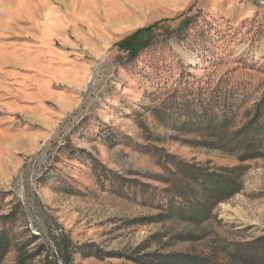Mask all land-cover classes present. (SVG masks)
Returning a JSON list of instances; mask_svg holds the SVG:
<instances>
[{
  "label": "rangeland",
  "instance_id": "rangeland-1",
  "mask_svg": "<svg viewBox=\"0 0 264 264\" xmlns=\"http://www.w3.org/2000/svg\"><path fill=\"white\" fill-rule=\"evenodd\" d=\"M152 26L136 58L116 46ZM203 101L234 112L217 137L177 127ZM261 107L264 0H0V218L15 236L3 264L33 236L27 253L49 251L29 264L56 256L55 238L74 264H236L232 246L264 235V150L242 162L217 146L263 126ZM18 132L34 145L17 149ZM180 161L237 169L242 191L200 223L172 217Z\"/></svg>",
  "mask_w": 264,
  "mask_h": 264
},
{
  "label": "trees",
  "instance_id": "trees-1",
  "mask_svg": "<svg viewBox=\"0 0 264 264\" xmlns=\"http://www.w3.org/2000/svg\"><path fill=\"white\" fill-rule=\"evenodd\" d=\"M188 21L182 23L186 26ZM153 31V26L140 29L123 39L116 46L122 52L128 53L129 59L136 58L147 46L139 44V38L146 33ZM199 110L187 113L188 119L178 124V129L201 131L217 137L219 133L226 131L232 122L233 110L228 105L224 107L221 114L213 113L209 104L204 101L199 104ZM258 115L264 113V108L258 109ZM256 123V122H255ZM228 152H241V161H248L261 157L264 150V125H248L239 130L226 143L218 145ZM175 171H169L175 175L173 192L178 200L173 201L165 209V213L172 217L192 223L204 221L205 215L211 212L216 206L227 202L233 196L242 191L240 175L237 169H225L221 172H210L198 165L179 162L175 164ZM13 215L0 218V264L4 263L6 256L15 248L13 230L8 228V223ZM38 237L33 236L29 241L17 245L18 257L16 264H29V260L35 259L45 251H49L47 245H39L34 253H27V248L37 241ZM56 239V256L47 254L44 264H74L69 253V243L63 239ZM230 256L236 264H264V235L252 242L238 243L232 246ZM28 254V255H27ZM86 257H98L99 254L89 252ZM147 260L146 264H217L213 260L200 257L194 254H147L140 260ZM140 260H135L139 263Z\"/></svg>",
  "mask_w": 264,
  "mask_h": 264
},
{
  "label": "crops",
  "instance_id": "crops-1",
  "mask_svg": "<svg viewBox=\"0 0 264 264\" xmlns=\"http://www.w3.org/2000/svg\"><path fill=\"white\" fill-rule=\"evenodd\" d=\"M24 136H25V135H24L22 132H20V133L18 132V133H17V149H18V148L21 149V147H22V145H23L24 143H27L29 148H31L32 145H34L36 139L32 138L31 136L26 137V139H25ZM15 140H16V138H15ZM11 145H12V143H10V142L8 141L7 143H5V148L8 149V148L11 147ZM22 148H23V147H22ZM23 149H24V148H23Z\"/></svg>",
  "mask_w": 264,
  "mask_h": 264
}]
</instances>
